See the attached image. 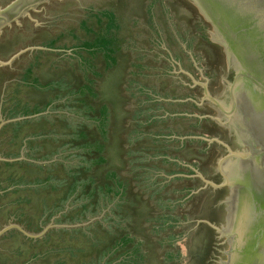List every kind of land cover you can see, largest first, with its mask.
<instances>
[{
  "label": "water",
  "instance_id": "obj_1",
  "mask_svg": "<svg viewBox=\"0 0 264 264\" xmlns=\"http://www.w3.org/2000/svg\"><path fill=\"white\" fill-rule=\"evenodd\" d=\"M105 9L120 22L121 49L110 68L101 54L91 65L81 46L94 36L90 27L100 28L95 13ZM32 63L42 84L63 80L70 88L60 94L58 88L23 84ZM88 78L97 96L86 99L111 108L110 160L92 174L102 182L113 168L129 181L128 196L137 206H126L133 217L125 231L143 240L146 264H264V0H0V131L14 120L1 109L19 89L23 102L47 107L26 117L31 120L23 125V142L41 131L70 133L65 112L77 96L68 93ZM88 135L100 137L95 126ZM6 136H0V149ZM37 141L43 152L64 142ZM21 153L17 159L0 154V161L24 159V147ZM9 169L46 176L36 165L14 163ZM141 171L163 178V191L173 199L170 213L178 219L163 232H155L150 221L162 213L159 195L142 184ZM53 173L66 176L63 165ZM20 193L31 199L26 211L37 219L45 202L62 192L26 189L8 200ZM7 209L0 211V238L12 229L35 238L55 230L36 248L23 245L17 264L38 250L30 264H55L61 256L66 264H82L99 254L83 234L58 230L69 224L53 218L35 233ZM99 236L106 245L114 240L106 230ZM66 246L77 254L59 251ZM119 253L109 264L118 263Z\"/></svg>",
  "mask_w": 264,
  "mask_h": 264
},
{
  "label": "trees",
  "instance_id": "obj_2",
  "mask_svg": "<svg viewBox=\"0 0 264 264\" xmlns=\"http://www.w3.org/2000/svg\"><path fill=\"white\" fill-rule=\"evenodd\" d=\"M95 15L98 16L95 18L100 28L94 30L90 27L94 36L92 39L82 41L81 46L90 55L88 58L91 65L95 66L94 59L98 54H101L105 60L106 68H110L117 64L118 52L121 49L119 17L114 11L108 9L101 10ZM56 41L57 39H53L50 44L53 45ZM33 67L32 63L24 70L23 84L40 89L58 88L60 94H64L70 88L63 80H51L42 84L39 78L34 75ZM93 83V78H88V83H84L77 89L69 90L68 95L77 96L74 105L65 112L69 119L70 133L56 132L55 130L47 133L41 131L26 135L24 142V138L20 139V134L23 125L31 120L26 117L37 115L45 111L47 107L23 102L17 95L19 89H15L12 93L10 101L13 102L1 109L2 112H6L7 119L14 120L6 123L0 131V136L4 132L8 133V136L2 141L5 147L0 149V154L4 157L17 159L21 156L24 147L25 158L15 162L0 161V211L7 209L9 205H16L15 209L6 210L8 215L14 216L15 220L35 233L41 232L53 218L60 224L71 225L70 227H60L58 230L71 233V237L83 234L91 242V246L100 248L97 256H93L90 260H84L82 264H109L119 251L120 260L116 264H146L147 252L143 248V240L129 231H125L133 217L127 212L126 206L135 205V201L128 196L129 181L113 168L106 171L102 182L92 174L96 167L105 165L110 160L106 152L111 138V108L109 104L103 103L98 108L86 99L87 94L97 96ZM81 88L85 91L82 92ZM90 126L96 127L100 134L99 138H89L88 128ZM38 138H57L64 142L54 151L43 152V146L37 141ZM14 163L36 165L38 168L46 170V176L29 177L25 174H17L15 170L9 169V171L8 168ZM57 165L64 166L66 176L61 177L53 173ZM132 166L133 169L138 168L133 164ZM142 166L144 165H140L139 169ZM138 174L143 180L142 184L152 189L155 195H159L162 213L150 218V221H154L155 232H163L166 228L173 226L172 222L178 219L170 213L173 199L167 198L168 193L163 191L167 183H162L163 178L160 177L161 181H157V177L151 171H141ZM26 189L36 192L42 190L61 191L62 193L53 203L45 202L43 212L36 219L26 211L25 204L31 202L27 195L20 193L14 199L8 200L9 194L13 191L19 193L20 190ZM135 206H137V202ZM53 229L36 238L26 236L18 229H12L4 234L0 238L1 264H17L25 252L23 245L29 243L31 248H36L37 243L41 240L46 241L50 234L55 232ZM102 230L108 231L109 236H114L111 244L106 245V240L99 236ZM17 237L22 238L21 244L16 243ZM163 239L165 240L167 237L164 236ZM77 250L73 246L59 249V251H69L71 255L77 254ZM41 253V250L32 251L29 258L23 263L30 264ZM169 257L171 256L169 255ZM66 260L64 256H61L55 264H66Z\"/></svg>",
  "mask_w": 264,
  "mask_h": 264
}]
</instances>
